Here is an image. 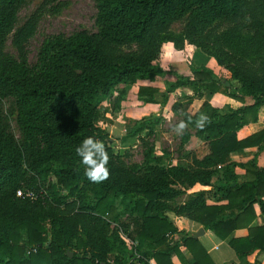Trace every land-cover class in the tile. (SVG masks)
Here are the masks:
<instances>
[{
  "label": "trees",
  "instance_id": "obj_1",
  "mask_svg": "<svg viewBox=\"0 0 264 264\" xmlns=\"http://www.w3.org/2000/svg\"><path fill=\"white\" fill-rule=\"evenodd\" d=\"M26 2L0 0V264H113L108 254L113 262L126 261L132 250L111 223H119L120 215L114 198L127 193L133 196L130 212L143 264L147 255L157 264H173L172 252L184 264H214L196 236L181 232L168 240L166 233L177 230L165 209L221 239L245 226L248 233L231 237L229 245L238 256L264 252V166L255 159L230 158L243 147L264 148V127L237 135L243 125L257 121L260 108L264 113V0H94L97 28L44 35L33 61L27 44L39 13L17 25ZM176 22L182 24L179 31L173 29ZM9 38L14 53L6 49ZM165 41L177 49L185 43L198 47L229 77L192 63L190 74L163 68L158 58ZM159 78L163 90L138 85L142 101L162 107L171 91L186 86L195 96L218 91L241 105L220 112L204 100L194 114L185 112L192 123L201 114L211 120L181 135L182 146L193 136L207 143V152L192 154L189 164L173 163L150 146L143 164L127 165L97 124L100 103L119 84ZM151 117L144 116L126 137L143 128L150 133L146 124L158 120ZM89 136L103 141L110 156V178L100 184L86 178L75 152ZM234 166L244 169L241 179L227 175ZM197 183L209 187L186 192ZM181 245L190 260L183 258Z\"/></svg>",
  "mask_w": 264,
  "mask_h": 264
},
{
  "label": "rangeland",
  "instance_id": "obj_2",
  "mask_svg": "<svg viewBox=\"0 0 264 264\" xmlns=\"http://www.w3.org/2000/svg\"><path fill=\"white\" fill-rule=\"evenodd\" d=\"M47 0H27V2L20 8L18 12L17 25L21 24L31 13L37 11L39 19L36 30L28 41V58L33 61L36 57L39 45L46 34L62 33L68 34L79 29L95 30L97 28L95 15L96 8L94 0H55L46 2ZM182 24L176 22L173 25L175 31L181 29ZM6 49L14 53L15 49L10 42V38L6 41ZM159 59V58H158ZM217 75L223 77V74L230 73L224 69H215ZM151 83L158 85L160 90H163V78L158 80L137 79L130 84L129 87L119 84L112 93L103 98L100 103V113L97 124L104 128L108 136V145L111 146L114 153L118 154L121 159L127 164L144 163L145 152L153 146V152L156 154L164 153L169 156L173 163L189 164L191 155L196 154L202 156L207 152L206 141L200 140L193 136L188 141L186 146L180 145L181 135H177L172 131V125L178 123L180 120H188L185 117V112L194 114L193 110L197 107L192 104L193 91L186 87L178 89V91H171L167 102L160 109L151 110L155 107H145V102L140 99L137 93L138 85L140 83ZM159 95L157 96V98ZM179 104L176 109H173L174 104ZM8 107V103H5ZM150 111L151 113H145ZM144 116H158V120L152 125L146 124L151 129V132L146 134V128H143L134 136H127V133L133 128L137 122L144 120ZM15 115L10 117L11 126L16 136L18 130L14 120ZM151 117V118H153ZM199 117V116H198ZM190 123L188 129L194 133L196 130L195 121ZM148 120V119H145ZM139 136H144L141 140ZM191 192V188H189ZM197 190V189H196ZM188 192V189L186 191ZM132 194L127 193L124 196L118 195L114 198V203L119 210L120 215L118 222L111 223L120 231L124 232L129 238H136V225L134 222V213L130 212V207L133 204ZM185 195L179 198L184 199ZM121 222L128 223L127 226L120 225ZM126 223V224H127ZM113 254H108L107 259L111 260ZM127 260V259H126ZM126 262V261H125Z\"/></svg>",
  "mask_w": 264,
  "mask_h": 264
},
{
  "label": "crops",
  "instance_id": "obj_3",
  "mask_svg": "<svg viewBox=\"0 0 264 264\" xmlns=\"http://www.w3.org/2000/svg\"><path fill=\"white\" fill-rule=\"evenodd\" d=\"M168 42L171 41H165L162 43L158 59L160 65L165 69H173L178 71L179 73L190 74L191 72L189 65L191 63L195 65H203L209 67L215 73H217L215 69H224L217 63L213 56L206 54L205 52L201 51L198 47L190 43H185L182 48L177 49L174 47L172 42L171 44H169ZM169 57L171 58V60L168 59ZM223 77H229V74H223ZM140 84L147 83L142 82ZM151 85L158 86L156 84ZM181 88L185 89L186 87H178L175 89V91H178V89ZM187 89L190 88L187 87ZM204 100H207L213 106L218 107L220 112H226L229 107L236 108L241 105V102L229 97L228 95L222 92H210L205 90L203 91L201 97L194 96L191 105L196 104L197 107L193 110V113L200 108ZM247 101H250V99H247ZM144 104L145 107H148L150 105L151 107L156 106V108H153V110H151L152 113H154V110L162 108L161 105L156 102H145ZM145 113L151 112L148 111ZM263 127L264 113L263 108H260L257 121L243 125L240 129H238L237 135L238 137H243ZM230 158L235 162H245L250 159H255L258 166H264V148H259V146L243 147L232 151L230 153ZM232 173L239 174L241 179L244 173V169L239 166H234L233 168L227 171V175L230 176V174ZM208 187L209 186H204L197 183L191 187V191H194L196 189H205ZM189 191L190 190L188 189V192ZM163 213L172 223V225L176 227L177 231H175V233L178 236L177 238L180 237L181 232H185L187 235L196 236L200 243L205 247L206 251L209 253L214 264H264V252H259L258 249H253L245 255L238 256L236 251L229 245V240L231 237L246 235L248 233L247 227L241 226L239 228H236L226 238L221 239L216 236L212 230L204 228L197 221H194L184 215L176 214L170 209H165ZM257 221L261 222L262 219L258 217ZM200 228H203V231H200ZM197 232H200V234L198 235ZM180 250L183 252V258L185 260H190L192 255L189 251L185 249L183 245L180 246ZM170 256L173 264H184L182 263L180 257L174 252H172ZM110 258H112L113 260V256ZM145 260H147V264H157L151 255H147V258ZM115 263L119 264L123 262Z\"/></svg>",
  "mask_w": 264,
  "mask_h": 264
},
{
  "label": "clouds",
  "instance_id": "obj_4",
  "mask_svg": "<svg viewBox=\"0 0 264 264\" xmlns=\"http://www.w3.org/2000/svg\"><path fill=\"white\" fill-rule=\"evenodd\" d=\"M171 44V42H168ZM163 47V46H162ZM171 60V58H168ZM189 120H180L172 125V131L177 135H183L189 124ZM211 120L207 114H201L195 121L196 127L203 129L210 124ZM76 155L80 158V163L84 166V175L95 184H100L110 178V156L105 143L95 137L89 136L83 139L82 143L75 149Z\"/></svg>",
  "mask_w": 264,
  "mask_h": 264
},
{
  "label": "built area",
  "instance_id": "obj_5",
  "mask_svg": "<svg viewBox=\"0 0 264 264\" xmlns=\"http://www.w3.org/2000/svg\"><path fill=\"white\" fill-rule=\"evenodd\" d=\"M22 191L20 189L17 190V195H21ZM26 194L34 197V195L31 193V191H26ZM118 235L119 237L130 247L131 251V256L128 257V259L126 260V262L123 263H119V264H143V256L141 255V253L136 249V246L138 244V239L137 238H129L126 233L124 232V229H121L120 231H118ZM168 240H174L176 239L178 236L175 232H167L166 233ZM34 249V248H33ZM111 263L113 264H118L113 262V260H109ZM96 264H98V262L96 261Z\"/></svg>",
  "mask_w": 264,
  "mask_h": 264
},
{
  "label": "water",
  "instance_id": "obj_6",
  "mask_svg": "<svg viewBox=\"0 0 264 264\" xmlns=\"http://www.w3.org/2000/svg\"><path fill=\"white\" fill-rule=\"evenodd\" d=\"M200 231H203V228H200ZM197 234L199 235V234H200V232H197Z\"/></svg>",
  "mask_w": 264,
  "mask_h": 264
}]
</instances>
